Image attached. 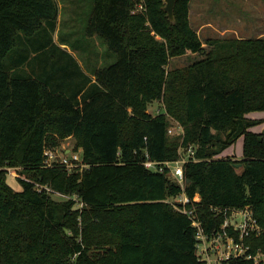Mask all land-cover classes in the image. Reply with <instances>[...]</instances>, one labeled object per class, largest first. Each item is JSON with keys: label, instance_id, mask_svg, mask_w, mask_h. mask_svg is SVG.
<instances>
[{"label": "trees", "instance_id": "1", "mask_svg": "<svg viewBox=\"0 0 264 264\" xmlns=\"http://www.w3.org/2000/svg\"><path fill=\"white\" fill-rule=\"evenodd\" d=\"M164 6L93 0L73 44L55 42L58 0H0V264H201L190 220L163 202L179 185L143 165L190 146L185 192L200 196L206 233L225 219L213 208L250 207L264 228V132L251 131L263 121L247 117L264 112V39L212 40L207 51L190 0H176L173 21ZM157 101L164 109L151 115ZM169 117L183 135L168 133ZM242 137L241 159L220 158ZM66 139L82 171L45 166ZM247 241L264 251V234Z\"/></svg>", "mask_w": 264, "mask_h": 264}, {"label": "built area", "instance_id": "2", "mask_svg": "<svg viewBox=\"0 0 264 264\" xmlns=\"http://www.w3.org/2000/svg\"><path fill=\"white\" fill-rule=\"evenodd\" d=\"M175 128H169L170 135H183L184 129L178 123ZM57 151L47 149L45 155L46 167L60 166L69 173L83 170L87 166L84 164L82 156L78 152L66 150L67 156L57 158ZM195 150L193 147L179 150V159L176 161L156 162L147 158L143 165L152 172L166 174L172 181L176 182L181 192L163 202L168 203L172 208L188 217L191 226L196 232L195 254L201 264H231L233 262H248L252 264H264V251L258 249L252 251L248 239L253 236L264 234V228L259 224L250 207L244 209H218L213 208L218 213H223L225 219L221 225L212 233H206L203 222L199 217L201 198L196 195L190 198L185 192L186 179L184 175V165L189 162H196ZM37 188L43 189L37 185ZM49 190V189H48ZM50 191V190H49Z\"/></svg>", "mask_w": 264, "mask_h": 264}, {"label": "rangeland", "instance_id": "3", "mask_svg": "<svg viewBox=\"0 0 264 264\" xmlns=\"http://www.w3.org/2000/svg\"><path fill=\"white\" fill-rule=\"evenodd\" d=\"M64 1V0H60ZM75 1V0H74ZM191 1V0H190ZM252 4H257L259 7H264V0H249ZM76 8V11H73V7H65L62 11V16L58 18V31L54 35L55 42L58 43L60 39L67 40L70 42H73V44L78 40L81 39L82 36V28L84 24L87 23L88 16L90 14V5L87 6L86 3H84V7L80 6V0H78L77 3H74ZM198 2L196 0H193L192 6H191V16L189 18L190 25L194 31H196L199 39L203 43V47L209 51L211 49L210 45H208L209 41L212 40H259L264 39V36L259 37V35L256 32H247L245 33V26L244 24L248 21L251 24H254L253 31H256L257 29L264 28V17L262 15L253 14L252 7L248 4V1H241L237 0L233 4L230 3V0H210L211 7L210 12H207V14H204V16L199 17V10L197 8ZM231 6V7H230ZM221 7L224 8L221 9ZM89 8V9H88ZM264 10V9H263ZM143 11V5L140 2L137 5V9H135L134 12ZM75 14V18L72 16ZM85 14V15H83ZM190 14V12H189ZM239 18V19H238ZM200 21L204 22H211L212 26L205 27L202 30H200ZM238 23L239 30L241 32L240 37H244L243 39H237L234 34V32H224V36H220V30L222 31L224 28L227 29H234ZM81 36V37H80ZM63 48H67L69 51L70 48L63 45ZM99 51L103 54V56H107V50L104 47L99 48ZM76 57H78L77 53H74ZM202 54H187L181 57L173 58L170 60L168 69H177V68H183L187 67L190 64L194 63L197 60L202 59ZM80 63H82L80 61ZM164 109V106L162 102H154L152 103L149 108L148 112L151 115H157ZM264 112H254L251 114H248L247 117H249L251 120H262L260 124L257 126H254L251 131L256 133L264 132V120L262 119L264 117ZM171 121V128H175L177 125L176 120L169 117ZM75 142L72 139H66L62 141L61 145L57 148V158H62L64 156H67L66 150H74ZM74 152V151H73ZM78 154L82 156V151H78ZM243 155V137L239 138L237 142L227 151V153H223L221 155V158H230L235 161L241 159ZM82 171V170H78ZM19 176L18 174L13 173V169L9 170L8 175V184L14 188L16 191H21L22 187L18 180ZM58 199L61 200H67L68 198L64 196H58Z\"/></svg>", "mask_w": 264, "mask_h": 264}, {"label": "crops", "instance_id": "4", "mask_svg": "<svg viewBox=\"0 0 264 264\" xmlns=\"http://www.w3.org/2000/svg\"><path fill=\"white\" fill-rule=\"evenodd\" d=\"M196 1L198 2L197 8H198L199 13H200L199 14V17H202V16H204V14H207V12H210V10H211V7H209L210 0H196ZM218 1H221V0H218ZM235 1H237V0H230V3L233 4ZM241 1H245V2L248 1V4L253 9V14H255L254 17H256V14L257 15H262V17H264V10H263L264 7H261V6L259 7L257 4H252L249 0H241ZM58 2H59V17L62 16L61 14H62V11L64 10L65 7H71L72 6L74 8L73 11H76V8H78V7H75V4H74V3H77L78 0H75V1L74 0H65V1L58 0ZM84 3H86L87 6L90 5V8L93 7V0H80V6L81 7H84ZM192 3H193V0L190 1V11H189L190 14H189V18L191 16V6H192ZM221 9L224 10L223 7H221ZM72 17L75 18V14ZM200 22H201L200 23V27H201L200 30H202L205 27L212 26L211 22H207V21L206 22L200 21ZM234 26H236L234 29L224 28L222 31L220 30V36H224L223 35L224 32H227V31L232 32L233 31L234 34H235V36H237L236 37L237 39H243L244 37H240L242 35H241V32H240V30L238 28L239 27L238 23L236 25H234ZM244 26H245V31H244L245 33L252 31V32H256L259 35V37L264 36V28L257 29L256 31H253L254 24H251L249 21L247 23H245ZM95 40L97 41L96 38H95ZM262 119L264 120V117ZM221 157L222 156H220V158Z\"/></svg>", "mask_w": 264, "mask_h": 264}, {"label": "water", "instance_id": "5", "mask_svg": "<svg viewBox=\"0 0 264 264\" xmlns=\"http://www.w3.org/2000/svg\"><path fill=\"white\" fill-rule=\"evenodd\" d=\"M176 0H165V6L164 11L167 13L170 21L174 20V6H175ZM236 169H240V164H235Z\"/></svg>", "mask_w": 264, "mask_h": 264}]
</instances>
